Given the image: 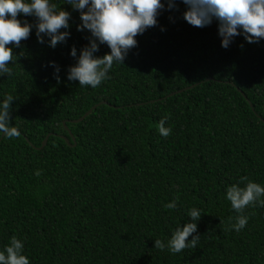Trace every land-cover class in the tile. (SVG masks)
<instances>
[{"label": "trees", "instance_id": "obj_1", "mask_svg": "<svg viewBox=\"0 0 264 264\" xmlns=\"http://www.w3.org/2000/svg\"><path fill=\"white\" fill-rule=\"evenodd\" d=\"M67 2L49 0L71 14L66 42H38V18L21 13L30 36L7 46L0 105L14 97L9 126L20 135L0 132V252L16 236L29 264H264V195L242 212L227 199L232 185L264 187V38L248 43L241 28L224 48L218 20L192 26L183 0H161L157 25L114 61L110 79L80 86L68 69L92 36ZM110 51L105 43L94 55ZM193 208L201 218L188 240L198 243L173 254L168 241Z\"/></svg>", "mask_w": 264, "mask_h": 264}, {"label": "clouds", "instance_id": "obj_2", "mask_svg": "<svg viewBox=\"0 0 264 264\" xmlns=\"http://www.w3.org/2000/svg\"><path fill=\"white\" fill-rule=\"evenodd\" d=\"M74 9L80 10L82 24L78 31L85 29L91 32L92 38L88 46H85L78 57V62L68 69V79L79 81L80 86L90 85L96 88L103 80L110 79L107 75L114 61L123 63L129 51L136 47L138 34L156 26L157 16L165 5L161 0H68ZM187 10L183 18L192 26L205 27L219 21V35L222 37V47L228 48L233 39L241 35L239 29L248 43H257L264 38V0H183ZM177 7L169 3L168 8ZM87 10L85 11V9ZM35 15L38 18L37 38L44 43V36L49 37V46L55 48L59 43L66 42L70 37L68 29L71 14L65 10H57L56 4H50L49 0H0V74L11 75V69L7 66L13 59V49L7 47L14 44L20 47L21 41L30 36L32 24L23 23L17 19L18 14ZM10 15L11 18H8ZM163 30V29H162ZM43 34V35H42ZM107 44L110 52L103 57L94 55L99 51L101 44ZM73 57L77 56V50L73 46ZM55 68V77L59 80L60 68L55 62H50ZM14 97L9 94L0 105V132L7 138L18 137L20 132L16 127H10L11 105ZM161 119L158 126L160 134L167 137L171 128H166L165 121ZM40 173L37 172V175ZM247 177H241V182ZM264 195V187L249 181L245 187L232 185L227 190V199L232 208L242 212L246 206L253 205L254 201ZM178 199V197H177ZM264 204V200L260 201ZM176 201L165 205V208H175ZM188 215L192 222L183 227H177L168 241V247L173 254L191 247L195 248L200 235L188 238L197 232V221L201 213L193 208ZM247 217H237V223L233 225L236 231H240L247 224ZM165 244L157 239L155 248L163 249ZM23 244L13 236L5 252H0V264H29V259L22 254Z\"/></svg>", "mask_w": 264, "mask_h": 264}, {"label": "water", "instance_id": "obj_3", "mask_svg": "<svg viewBox=\"0 0 264 264\" xmlns=\"http://www.w3.org/2000/svg\"><path fill=\"white\" fill-rule=\"evenodd\" d=\"M199 84H196V85H193V86H191V87H188V88H185V89H182V90H180L178 93H182V92H184V91H187V90H191V89H193V88H195L196 86H198ZM243 93V92H242ZM176 93H172V94H170V96H173V95H175ZM245 95V94H244ZM102 104H106V102H102V103H100V104H98V105H96V106H94L93 108H91L84 116H82L81 118H79V119H77V120H73L72 122L73 123H79V122H81V121H83V120H85V118L86 117H88L98 106H100V105H102ZM64 125H65V122H64ZM65 129H68L67 127H66V125H65ZM4 136V135H3ZM49 137H50V135H48L46 138H45V140L43 141V143H42V145H41V147H39V148H36V149H38V150H42L43 148H45L46 146H47V143H48V139H49ZM63 139L66 141V143L69 145V146H71V142H70V140L67 138V137H64L63 136ZM74 147L76 146V144H74L73 145Z\"/></svg>", "mask_w": 264, "mask_h": 264}]
</instances>
